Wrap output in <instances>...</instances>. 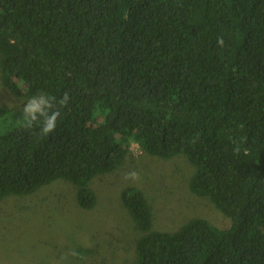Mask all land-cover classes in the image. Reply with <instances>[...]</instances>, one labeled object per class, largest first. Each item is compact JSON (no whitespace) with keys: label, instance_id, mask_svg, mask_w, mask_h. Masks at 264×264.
<instances>
[{"label":"trees","instance_id":"1","mask_svg":"<svg viewBox=\"0 0 264 264\" xmlns=\"http://www.w3.org/2000/svg\"><path fill=\"white\" fill-rule=\"evenodd\" d=\"M0 83L69 94L48 136L21 117L0 132V200L64 180L90 210V183L132 144L183 155L190 192L231 226L152 231L142 193L123 186L142 233L132 264H264V0H0Z\"/></svg>","mask_w":264,"mask_h":264},{"label":"rangeland","instance_id":"2","mask_svg":"<svg viewBox=\"0 0 264 264\" xmlns=\"http://www.w3.org/2000/svg\"><path fill=\"white\" fill-rule=\"evenodd\" d=\"M27 99L14 96L0 83V107L14 115L0 118V132L19 125V107ZM130 171L138 172L140 180L126 181ZM193 172L183 155L160 159L132 144L117 170L90 183L96 195L90 210L78 206L74 186L64 180L30 195L7 196L0 200V264L134 263L142 233L121 203L123 186L142 193L151 211L152 231L175 232L196 217L228 229V218L208 199L190 192Z\"/></svg>","mask_w":264,"mask_h":264},{"label":"clouds","instance_id":"3","mask_svg":"<svg viewBox=\"0 0 264 264\" xmlns=\"http://www.w3.org/2000/svg\"><path fill=\"white\" fill-rule=\"evenodd\" d=\"M219 46L223 45V38H218ZM69 101V94L65 92L62 98L57 101L54 96L45 93H39L31 96L19 107L23 125L26 128H32L34 125H39V134L41 136H48L52 133L56 126L57 120L60 117V108L67 105ZM15 108V105H11ZM126 181H139L140 174L136 171H130L125 174Z\"/></svg>","mask_w":264,"mask_h":264}]
</instances>
